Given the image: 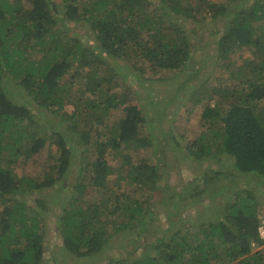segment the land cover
Masks as SVG:
<instances>
[{"label":"trees","instance_id":"obj_1","mask_svg":"<svg viewBox=\"0 0 264 264\" xmlns=\"http://www.w3.org/2000/svg\"><path fill=\"white\" fill-rule=\"evenodd\" d=\"M80 1L62 0V13L57 11V0H0V264H58L52 256L44 262L42 213L50 208L40 199L34 204L26 199L54 186L57 192L69 186L71 190L61 202L55 221L56 235L71 258L100 254L111 232L128 229L133 234L139 230L136 244L141 252L131 264H264V252L251 251V244L259 241L264 215L258 219V201L239 191L225 204L221 221L198 225V234L187 233L192 227L191 215L183 214L184 219L179 220L174 213L177 220H173L169 212L165 229L155 235L150 223L164 187L160 182L163 163L153 164L147 159L134 163L133 155L128 154L148 152L153 145L140 106L129 104L136 93L111 73L99 54L72 38L67 28L68 23H87L104 53L125 61L130 52L162 73L197 65L182 29L171 19H161L168 16L165 9L193 23L208 17L222 19V31L211 33L216 36L214 57L208 54L211 63L203 60L200 70L215 64V69L222 65L233 74L227 83L210 91L195 90H201L204 98L214 103L205 107L197 103L206 130L186 144L184 160L220 165L223 158L230 159L239 174L264 183V0ZM234 2L240 5L233 7ZM163 28L168 35L169 31L173 34L165 38ZM240 51L251 53V57L240 66L230 65L232 56ZM71 69L74 72L68 80ZM76 79L83 83L75 84ZM122 86L129 91L120 89ZM120 105L125 116L109 127L104 139L93 127L104 125L110 111ZM67 106L73 107L71 111ZM47 113L63 120L67 128L49 131L42 116ZM47 140L56 146V155L49 151V164L39 170L36 166L41 157L35 156L44 150ZM90 140V156L84 154L83 161L74 157V147ZM110 155L122 156L130 168L122 163L111 166ZM76 160L78 170L74 173ZM19 161L30 162L35 177L17 174L14 167ZM113 176L124 180L125 188L108 189ZM223 176L234 178L231 172L217 170L200 183L192 182L193 190L184 198L181 192H175V197L203 203L204 194L212 192V182ZM88 190L99 193L111 205L102 200L91 202L86 198ZM140 192L144 198L129 202ZM142 233L151 237L143 242ZM214 242L225 253L219 262L212 260L221 255L220 250H213ZM114 263L120 261L102 262Z\"/></svg>","mask_w":264,"mask_h":264},{"label":"rangeland","instance_id":"obj_2","mask_svg":"<svg viewBox=\"0 0 264 264\" xmlns=\"http://www.w3.org/2000/svg\"><path fill=\"white\" fill-rule=\"evenodd\" d=\"M57 1V11L63 13L64 2L62 5V0ZM82 1L86 2L85 0ZM80 3L84 6L83 2L80 1ZM181 4H184V2H181ZM232 5L233 7H238L240 3L234 2ZM165 10H167L168 16H162L161 19L165 22L168 19H171L172 23L178 25V27L182 29L185 37H187L190 46L189 50L194 52V54H192V59L197 65H193L190 70L182 69L178 71H163L161 73L158 70H153L146 60L144 61L131 56L130 52H128L127 60L119 61L103 52L100 46L94 41L93 33L87 23L83 24L79 22L67 24L71 37L76 38L83 46H87L99 54L111 69V73H116L117 76H120L136 93L134 99H132L129 104L140 106L142 113L147 120V135H149L153 145L148 149V152H129L128 154L133 155L134 161L132 160V162L134 163L142 159H147L151 162L154 161L153 164L158 163V165H161V162L163 163L161 166V172L163 175L161 176L162 178L160 182L164 187L161 193L157 196L159 207L157 206L154 209L156 214L150 223V227L155 231V235L159 236V232L163 231L167 225L166 220H164L167 215L166 213H172L173 220H177L174 213L179 216V220L184 219L183 216H185V214H189L191 216L188 218L193 222L192 227L187 233L198 234L200 229L198 228V225L213 220L221 221L220 213L225 204L234 199L235 191H239L241 195L250 194L255 197L258 201V219L261 218L262 220L264 215V183H262L261 180L259 181L258 178L250 175L239 174L232 168L230 159L223 158V163L220 165L210 163L208 160L197 161L193 159L189 162L184 160L183 153L186 144L190 141L196 140L198 136L206 130L200 121V112L202 111V108L197 103L201 102L202 107H205V104L207 103H214V101H208L205 99L201 90H195L200 87L210 91V88H213L214 86L227 83L229 75L233 74V71H226L222 65L215 69V64L211 67L208 66L200 70L203 60L207 63L208 61L211 63L210 58L214 57L216 36L211 35V33L213 31L221 32L224 21L220 18L209 19L208 17L201 23H193L180 15L170 13L168 9ZM164 29L165 28H163V34L165 38L173 34L169 31L168 35L165 33L166 29L165 31ZM68 42L70 43V40H68ZM208 54L212 55V57ZM250 57L251 53L240 51L232 56L233 61H230V65L233 64L240 66L245 59H249ZM189 63L192 64V61L190 60ZM131 65H134L136 69ZM73 72L74 69H71L67 77L68 80L71 78ZM99 77H101V74L97 76V78ZM73 82H75V84L83 83L82 81L80 82V79H76ZM102 85L103 87H107L105 84ZM120 89L129 91V88L126 86H122ZM72 100L76 101L77 98ZM69 106H67V111H71L70 108H73ZM42 116L43 119H45L46 125H49L47 126L49 131L57 130L59 127L62 129L67 128V124L55 115L47 113L46 115L42 114ZM124 116L125 111L120 105L116 109L110 111L109 119L107 118L104 125H94L93 130L101 132V136L105 139L109 127H111L116 121L124 118ZM104 127H106V130ZM49 131H46L47 135H50ZM54 146L55 145L51 140H47L44 150L35 156V158L38 156L41 157L40 164L36 166V169L40 170L42 165L46 166L49 164L46 155L49 151L50 153L52 151V155H56V146ZM92 149V140H90L88 144H80L73 149V152H75L74 157L83 161L84 158H82V156L84 154H88L87 157L90 156ZM108 162L111 166H116L121 163L126 168H130L127 166H131L130 163L127 164L123 161L122 156L118 157L110 155L108 156ZM18 164L17 167H14V171H16L17 174L35 177L31 170L30 162L25 163L24 161H19ZM74 168L75 170L73 172L75 173L78 170V160H76ZM217 170L231 172L234 178L233 180H227L223 176L218 181H213L210 186L212 192L209 191L211 193L208 192L204 194L202 199L205 201L203 203L193 199L179 200L175 197V192H181V195L184 198L185 193L192 192V182L195 181L200 183L205 175L212 177ZM117 178L119 177L113 176L112 181L108 182V189L112 188V190L120 191L122 188H125V181L116 180ZM68 181L71 180L69 179L65 182V185L67 186L71 184ZM57 191L58 187L54 186L47 191H43L36 195H29L26 198L30 204H34V201L40 199L45 207L47 206L50 208L49 212L42 213L44 216V228L46 230L44 241V262L46 260L47 262L50 261L49 257L51 256L55 258V261H58V264H102V262H105L107 259L114 262L120 261V264H131L134 260L140 258L139 256L141 252L136 244V233L139 232V230L136 232L133 231V234L128 232V229L119 232L116 231L114 233L111 232L112 237L108 245L96 256L78 259L69 257L63 250L56 235L58 229L55 226V221L58 218L61 202L68 197L71 190L69 186V188L64 189L62 192ZM86 194V198L88 200L90 199V201L92 200L91 202L99 203L98 201L102 200L103 204L110 203L111 205V202L103 198L99 193L88 190ZM131 197L132 199H129V202H132L134 199L140 200L141 198H144L145 195L143 192H140ZM185 220H187V218ZM141 229L143 231L142 226ZM150 237V234L142 233L141 241L145 242L147 241L145 239H149ZM258 239V243L253 242L251 244L252 252H264V242L260 237H258ZM212 248L213 250L217 249V252H219V250L221 252V255L213 257V261L219 262V260L225 258V253L222 249L218 248L217 242L213 243Z\"/></svg>","mask_w":264,"mask_h":264},{"label":"built area","instance_id":"obj_3","mask_svg":"<svg viewBox=\"0 0 264 264\" xmlns=\"http://www.w3.org/2000/svg\"><path fill=\"white\" fill-rule=\"evenodd\" d=\"M261 226L259 227L258 231H259V237L261 238V240L264 242V221L261 222Z\"/></svg>","mask_w":264,"mask_h":264}]
</instances>
